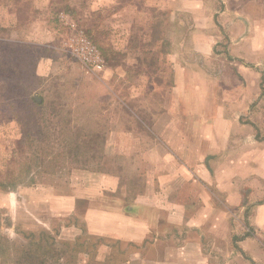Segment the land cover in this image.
<instances>
[{"label":"rangeland","instance_id":"1","mask_svg":"<svg viewBox=\"0 0 264 264\" xmlns=\"http://www.w3.org/2000/svg\"><path fill=\"white\" fill-rule=\"evenodd\" d=\"M155 3L156 0H0L3 22V26L0 22V173L20 174L28 168L33 173L32 178L30 173H25L14 191L18 201L12 207L4 205L7 191H0V235L24 243L18 230L51 229L48 231L57 239L67 224L66 219L58 218L57 214L48 218L41 204V198L52 191V184L55 188L57 180L67 183L72 169L129 167L130 160L99 159L104 138L111 129L141 136L156 130L153 121L160 119L168 93L166 88L173 85L169 75L161 74L170 69L166 54L172 51L180 56L186 50L177 42L187 27L201 31L199 26L203 25L204 31L211 33L215 29L209 28L204 15L193 18L169 14L155 8ZM240 15L250 18L248 13ZM12 16L15 21L9 20ZM259 19L261 22L262 18ZM40 32L47 36L44 42ZM28 36L34 37L31 42L26 40ZM229 46L216 45L214 58L200 61L192 52L194 47L189 45L186 52L190 54L185 62L194 69L200 64L210 72L209 79L202 82L210 89L231 86V77H236V86L242 85L240 91L236 89V95L241 93L244 98L236 108V119H247L245 127L236 132L245 131L248 136L246 132L253 130L247 123L251 119H264V50L256 55L249 45L238 44L236 61L215 57ZM92 48L96 49L101 70H95L93 64L84 60V57L92 58ZM201 80H196L198 87ZM197 96L190 91L180 108L176 106L177 97L172 96L174 106L162 116H175L172 112L175 109L178 114L191 113L196 122L202 123L200 112L205 107L201 108L200 104L209 102V109L211 102L222 98L215 91L210 93L209 100L202 93ZM26 97L37 103L43 99L44 107L36 108L29 99L24 100ZM208 109L206 114L211 119L215 115ZM85 136L96 137L92 138L94 145ZM70 138L82 139L90 149L85 147L73 159L75 148ZM160 142L163 147L162 139ZM189 158L195 157L180 154L184 162ZM47 222L52 223L51 228L46 226ZM95 240L94 237L90 242ZM17 256L11 254L5 259L7 264H15ZM82 256L83 253L77 254L74 264H87ZM63 263V259L59 261ZM130 264H137V260Z\"/></svg>","mask_w":264,"mask_h":264},{"label":"crops","instance_id":"2","mask_svg":"<svg viewBox=\"0 0 264 264\" xmlns=\"http://www.w3.org/2000/svg\"><path fill=\"white\" fill-rule=\"evenodd\" d=\"M153 6L169 14L204 15L215 32L189 26L177 42L186 50L180 56L166 54L170 69L161 74L169 75L173 85L166 88L168 103L165 99L160 119L153 121L155 133L111 129L105 136L99 159L130 160L129 167L72 169L67 183L57 180L41 198L42 208L48 218L57 214L66 219L57 239L104 241L93 264H264V119L247 123L253 130L248 136L236 132L247 120L236 119L235 113L244 99L236 95L242 85L236 86V77H231V86L210 89L202 83L210 72L185 62L189 45L200 61L213 57L216 45H230L215 56L225 61L238 59V44L249 45L258 55L264 50V0H156ZM39 36L44 42L46 34ZM190 91L208 100L215 91L222 99L211 102L209 109V102L200 104L205 107L202 123L175 109V116H162L174 106L172 96L180 108ZM206 108L215 115L211 119ZM180 154L195 158L184 162ZM4 197L9 208L18 201L14 191Z\"/></svg>","mask_w":264,"mask_h":264},{"label":"trees","instance_id":"3","mask_svg":"<svg viewBox=\"0 0 264 264\" xmlns=\"http://www.w3.org/2000/svg\"><path fill=\"white\" fill-rule=\"evenodd\" d=\"M18 14L19 12L17 11L16 15ZM28 97L24 98V100L29 99V102L36 108L44 107L42 97H40L42 99L40 103H37L34 99ZM73 138H70L69 140L70 144H73L75 148L72 156V158L75 159L77 156L82 154V150L86 147V143L82 142V139L74 140ZM88 138L90 137H87L86 139L88 140ZM92 138L97 139L96 137H91L87 142L94 145V143H91L93 142ZM86 148L89 150L90 145L88 144V147ZM69 149L71 150V148ZM90 156L91 158H94V155ZM96 159L97 156L95 157L94 161ZM26 172L29 174L31 172V168L21 171L20 174L0 173V191H15L21 181L25 178ZM17 233L22 235L24 243H16L7 237L0 235L1 264H7L5 259L9 258L13 253L18 255L17 258L14 259L15 264H59V261L62 259L65 262L63 264H74V261H77V254L79 253H83L82 258L87 260L86 262L89 264V261L93 256L97 255L99 248L104 244V241L99 238H95L96 240L94 243L90 242L93 240V237L88 236H83L79 239L76 238L74 241H62L56 239L50 231L45 229L39 230L37 232L32 229L27 231L18 230ZM84 254H86V256H84ZM112 257L113 256L109 257L108 259L111 261ZM118 257V255H114V259Z\"/></svg>","mask_w":264,"mask_h":264},{"label":"built area","instance_id":"4","mask_svg":"<svg viewBox=\"0 0 264 264\" xmlns=\"http://www.w3.org/2000/svg\"><path fill=\"white\" fill-rule=\"evenodd\" d=\"M92 50L94 51V55H93L92 52L90 53L91 56H92V58L84 57V60L86 61L87 64H93L95 70H101V69H102V65H101V63H100V59H99V57H98V54H97V52H96V49H95V48H92ZM76 51H77V50H76ZM77 52H78V51H77ZM91 60H92L93 62H92ZM90 62H91V63H90Z\"/></svg>","mask_w":264,"mask_h":264}]
</instances>
